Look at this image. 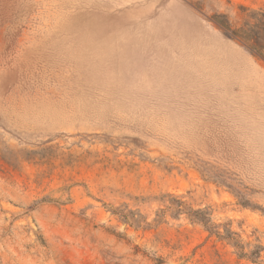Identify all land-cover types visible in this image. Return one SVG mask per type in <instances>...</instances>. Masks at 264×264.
<instances>
[{"label": "rangeland", "instance_id": "rangeland-1", "mask_svg": "<svg viewBox=\"0 0 264 264\" xmlns=\"http://www.w3.org/2000/svg\"><path fill=\"white\" fill-rule=\"evenodd\" d=\"M220 24L264 46V0H0V264H264V57Z\"/></svg>", "mask_w": 264, "mask_h": 264}, {"label": "trees", "instance_id": "trees-1", "mask_svg": "<svg viewBox=\"0 0 264 264\" xmlns=\"http://www.w3.org/2000/svg\"><path fill=\"white\" fill-rule=\"evenodd\" d=\"M226 31H229V27H227L226 25L220 24ZM231 33V35H233L236 38L241 39L242 41H244L252 50L258 52L259 55H261L262 57H264V54L260 52V49H263L264 46L263 45H251L249 44V37L251 36V34L248 31L239 29L237 31H229ZM236 246L237 243L235 244Z\"/></svg>", "mask_w": 264, "mask_h": 264}]
</instances>
